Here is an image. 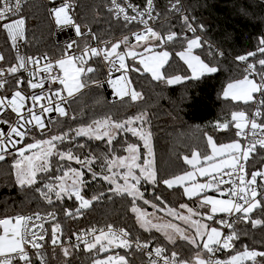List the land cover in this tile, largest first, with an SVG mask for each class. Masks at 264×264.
Here are the masks:
<instances>
[{
  "label": "snow or ice",
  "instance_id": "1",
  "mask_svg": "<svg viewBox=\"0 0 264 264\" xmlns=\"http://www.w3.org/2000/svg\"><path fill=\"white\" fill-rule=\"evenodd\" d=\"M25 3L26 0H0V31L4 32L16 51L14 63L6 67L0 66V125H7V130L0 127V161H4L15 149L19 159H16L13 168L16 182L21 188L37 185L41 174H48L49 182L44 183L42 188L35 189L48 205L73 198L79 202L74 210L62 208L65 217H81L83 210L91 208L94 201L105 198L107 193L130 197V211L135 214L141 229L149 233L153 229L163 233L172 245L179 238L197 251L192 258L184 259L180 253L169 251L162 243H156L153 247L152 240L142 241L140 236L133 237L126 228H117L113 224L100 228L93 226L73 233L76 242L70 243L72 237H65L63 225L58 221L55 211H36L0 217V264H34L33 257L39 264H48L45 244H49L53 252L59 248L66 258L73 254V250H79L82 244L85 251L95 253L91 264H136L131 257L137 252L147 258L143 264H264V250L250 248L247 244H243L242 250L234 251L227 259L216 257L217 252L236 249V242L240 241L242 235L235 227L237 223H250L252 228L264 227V218H253V213L257 210L264 212V165L251 173L247 168L257 149L264 150V122H258V118L264 117V111L261 110L264 108V37L259 38L255 51L235 57L236 61L244 63L245 75L242 79L229 83L223 91L225 99L245 104L255 102L259 105L251 116L243 110L235 111L231 113L229 121L216 122L214 127L217 131H228L233 127L236 139L218 144L206 132L204 135L209 151L203 154L194 151L191 156L183 157L190 170L160 176L155 166L152 132L146 112L120 121L111 117L94 120L86 127L68 129L48 138L37 139L32 133L35 131L43 135L48 128L46 120L54 112L60 117H67L69 112L64 105L88 87L89 83L102 86L99 80L92 79L89 75L97 72V67L89 61L107 63L115 71H122L123 75L116 79L109 77L108 82L121 100L128 97L133 102L144 97L133 86L128 75L130 71L149 73L153 80L169 85L216 73V66L194 54L196 49L205 46L202 37L196 35L198 28L202 30L204 26L193 25L189 16L183 13L181 0H169L168 11L179 15L183 32L173 31L171 27L161 32L149 23L152 21L154 24L160 18L154 0H145L143 9L128 0H124L123 4L121 0H109L107 11L116 20H122L124 27L134 23L143 26L142 31L131 32L135 43L130 44L129 35H123L116 42L101 41L99 46L85 44L79 54L65 52L53 61L46 53L41 57L20 54V42L27 43L26 17L21 15ZM76 6V0H62L59 6H53L49 11L57 25L71 26L78 35H84L82 25L75 19ZM129 10L132 15H129ZM83 27L87 28L86 25ZM187 33H192V37ZM87 34H91V29H87ZM92 38L96 39L94 34ZM178 42H182L184 47L176 55L187 65L190 74L168 76L162 69L170 59V52L156 49ZM122 45L126 50H120ZM138 46L143 51H137ZM67 47L71 49L73 45ZM208 48L209 55H212V46L208 45ZM217 52L220 56L224 55L223 52ZM128 58L135 63L130 66ZM5 60V55L0 52V62ZM21 72L27 74V79L17 75ZM257 76L258 80L255 78ZM82 77H87V80ZM46 84L48 88H45ZM53 84L62 87L53 89ZM6 89L10 95L6 94ZM254 94H259L261 98ZM8 110L15 114L12 121L2 118ZM71 118L75 119L74 116ZM72 133L75 137L86 136L96 140L107 137L106 151L97 155L89 149L82 156L73 149H85L83 144L66 149L58 148V143L64 144L73 138ZM119 133H131L142 141V147L146 150L145 158H141V145L128 142L123 148L127 155H117L113 141ZM30 135L31 143L17 147ZM69 162H75L81 167H66ZM85 170L91 173L93 180L108 182L106 192L100 191L91 198H86L83 194L88 184L84 179ZM57 172L61 174L56 175ZM198 177L205 178L204 182ZM142 182L156 187L162 185L167 190L181 188L189 200H198V208L194 209L187 203H180L178 208L171 207L159 195L155 196L158 203L152 202L145 198V193L141 190ZM210 191L218 193L219 198L208 195ZM137 201L150 205L155 212L149 213ZM182 210H186L187 214ZM156 212L183 221L188 228H182L171 220L159 222L163 217L157 216ZM219 214L224 216L218 219ZM154 220L158 222L154 223ZM224 229L229 230L227 234ZM116 249H124L125 254L115 252ZM102 253L112 254L100 258Z\"/></svg>",
  "mask_w": 264,
  "mask_h": 264
},
{
  "label": "trees",
  "instance_id": "2",
  "mask_svg": "<svg viewBox=\"0 0 264 264\" xmlns=\"http://www.w3.org/2000/svg\"><path fill=\"white\" fill-rule=\"evenodd\" d=\"M134 1L145 3V0ZM154 3L156 10L160 13L155 28L164 32L171 27L173 31L182 32L183 27L179 15L168 11L169 0H154ZM108 4L109 0H76L78 23L82 25L83 30L91 29V32L103 41L119 37L129 30V27H124V22L116 20L107 11ZM182 8L190 14V21L194 26L200 24L204 26L202 30L198 28L196 35L202 37V43L205 46L196 49L195 52L205 62L216 66L218 68L216 73L205 75L200 79L169 85L163 81L153 80L149 73L130 71L133 86L141 91L144 97L135 102L128 97L123 100L119 98L109 101L103 87L89 83V86L81 90L75 98H70L71 114L67 118L56 119L50 132L44 133L43 136L88 126L94 120H102L106 117L120 121L140 112H146L152 132L155 166L160 176H171L188 170L189 165L184 162V156H190L194 151H200L202 154L209 151L204 135L206 132L212 135L218 143H225L236 138L233 127H230L228 131H217L214 126L217 121H229L232 112L241 110L251 112L254 107L253 102L245 104L242 101L225 99L223 91L227 83L245 75L244 63L236 61L235 57L255 51L259 38L264 37V0H182ZM26 18L29 51H47L53 56L61 55L62 49L52 41L53 31L50 17H48V3L37 1L28 4ZM84 25L87 28L83 27ZM208 45L212 46V55H209ZM183 47L184 44L178 42L157 48L170 52V59L163 69L166 75L190 74L187 65L176 55L177 52L183 50ZM121 49L124 47L121 46ZM217 50L223 52L224 55H218ZM128 62L130 66L135 63L131 58H128ZM90 64L97 67L95 74H89L92 79L100 81L107 77L103 63L91 61ZM82 79L87 80V77H82ZM261 110L264 111V108ZM73 116L75 119L71 118ZM258 121L264 122V117L258 118ZM71 135L73 138L64 144H59L58 148L66 149L72 145L83 144L86 146L85 149H73L82 156L89 149L97 155L106 151L107 138L96 140L86 136L75 137L74 133ZM126 142L141 145L143 155L145 151L142 147L143 142L131 133H119L113 141L117 155H126L123 151ZM55 160L54 156L53 162ZM73 164L75 163L69 162L66 167ZM98 164L99 161H97ZM13 165V156H7L4 161H0V217L31 214L36 211L42 213L55 211L58 221L63 225L65 237H73V233L93 226L113 224L116 227L126 228L133 237L140 236L142 241L149 239L155 244L162 243L170 251L175 250L180 253L181 258L184 259L192 258L197 251L179 238H177V243L172 245L161 232L152 230L149 233L141 229L135 219V214L130 211V197L107 193L105 198L94 201L91 208L83 210L81 217L76 219L65 217L62 208L74 210L79 202L73 198L48 205L40 193L35 190L49 182L48 174H41L40 183L37 185L31 188H21L16 182ZM262 165H264V150L258 148L253 159L248 162L247 168L254 171ZM55 174L60 175L61 173ZM84 179L88 181L83 192L87 198H91L100 191L106 192L109 187L107 181L93 180L91 173L87 171ZM142 189L145 190L146 198L157 202L155 196H162L171 207H178L180 203H187L190 206L199 203L196 198L189 200L181 188L167 190L162 185L156 187L142 182ZM211 193L215 192L211 191ZM223 216L224 214H219L217 218ZM253 218H264V212L257 210L253 213ZM235 227L242 233L240 241L236 242V250H242L243 244H247L250 248L264 250V227L252 228L250 223H237ZM224 231L227 233L229 230L224 229ZM44 251L48 264H66V262L67 264H91L95 255V253L85 251L83 245L79 250H73V254L67 258L63 256L59 248L53 252L49 244H45ZM229 252H225L224 255L228 257ZM122 253L125 254V250ZM104 255L108 253H102L100 257ZM33 259L35 261L34 257ZM131 259L135 260L136 264H143L147 258L137 252Z\"/></svg>",
  "mask_w": 264,
  "mask_h": 264
},
{
  "label": "built area",
  "instance_id": "3",
  "mask_svg": "<svg viewBox=\"0 0 264 264\" xmlns=\"http://www.w3.org/2000/svg\"><path fill=\"white\" fill-rule=\"evenodd\" d=\"M37 1H42V2L48 3V17H50L51 24H52V31H53L52 32V41H53V43L55 45H57L58 47H60L62 49V52L63 53L61 55H58V56H53V55H51L47 51H39V52L31 51L30 52L29 51V48L27 46V43H28V39H27V43H25L23 41L20 42V54L26 55V56H37V57H41V56H43L46 53L49 58H51L53 61H55L57 58H59L60 56H62L65 52H69L70 54H79L80 49H82L85 44L91 45V46H99L100 45V42L103 41V40H99L97 38L96 34H94L92 32H91V34H87V31H84V32H82V33H85L84 35H78L76 33L75 29L72 28L71 26H67V25H57L55 23V20H54V18L51 15V13H50L49 10L53 6H59V4L62 2V0H55V3H53V0H26V3L24 4L23 11H22L21 15H23L24 17H26V7L28 6V4H30L32 2H37ZM128 2L132 3L135 6L140 7L141 9H143V7L145 6V3H140L138 1L136 2L134 0H128ZM121 3L123 4L124 3V0H121ZM181 3H182V0H181ZM124 6L126 7L127 5L125 4ZM76 13H77V6H76V10H75V14L74 15H75V19H76V21L78 23V16H76ZM183 13L186 14V15H188L189 18H190V14L186 10L183 9ZM132 14L133 13L131 12V10H129V15H132ZM153 14L155 15V13H153ZM119 21H121L123 23L122 20H119ZM158 21H156L154 24H153L152 21H150L149 23L152 24L155 27L156 26V23ZM27 24H28V21H27V18H26V38H27V33H28L27 32ZM128 27H129V30L126 33H123V35H129V43L130 44H134L135 43V40L131 36V32H133V31H142L143 30V26L142 25H139L137 23H134V24L129 25ZM183 31H184V29H183ZM92 34L95 35L96 39H93L92 38ZM123 35H120L119 37H116L114 39H109L108 41L116 42ZM187 35L189 37H192L193 34L192 33H187ZM105 41H107V40H105ZM70 44L73 45V47L71 49H69L67 47ZM77 45H78V47H77ZM122 47H124V46L122 45ZM120 50L123 51V50H126V49L124 48V49H120ZM137 51H143V49L140 48V49H137ZM0 52H2L5 55V57H6V60L4 62H0V66H5L6 67V66H8V65H10V64H12V63L15 62L16 51H15V49H13L11 47L10 41L6 38L4 32H2V31H0ZM90 62L91 61H89V63ZM127 63L129 64L128 59H127ZM103 66H104L105 73H107V77L104 78V79H102V80H100L101 85H102L101 87L104 88L107 99L109 101H111V100L114 101L116 99H119L120 97L117 96L115 89L108 82L109 77H111V79H116V78L120 77L121 75H123L124 73L122 71H120V72L115 71V69H112L111 66L109 64H107V63H103ZM17 75L23 76V77H25V79H27V74L26 73L21 72V73H18ZM128 75L130 76V73H128ZM255 78L257 80L259 79L258 76L255 77ZM9 79H11V77ZM51 87L53 89H55V88L62 87V86L59 85V84H53V85H51ZM45 88H48V85L47 84L45 85ZM36 91L39 92L40 90H36ZM6 94L10 95V92H8L7 89H6ZM256 96L258 98H261V97H259V94H256ZM253 103H254V109L252 110V112H247L246 110H243V111H246L249 114V116H251L252 113L255 111V107L259 106L255 102H253ZM64 107L68 110L69 115H70L71 112H72L71 111L70 102L68 104H65ZM67 117H60L58 113H55V112L52 113L50 115V118L48 120H46V123L48 124V128L45 130V133L50 132V130L52 128V124L54 123V121L56 119H58V118H67ZM2 118L3 119H8V120L12 121L15 118V114L11 113V111L8 110V112ZM0 127H4L5 130H7V125H0ZM36 134H39V133H36L35 131H33L32 135H36ZM30 136L29 137H26L25 140H24V142H26V140L29 139ZM17 147H19V145ZM12 152L13 153L16 152L15 149H13ZM8 156H11V154L8 155ZM248 171H249V173L252 172L249 169H248ZM258 183H259V181H258ZM225 198H227V197H225ZM104 226H100V227H104ZM46 227H47V225H46ZM100 227H97V228H100ZM117 228H120V227H117ZM79 232H81V231H78L76 233H79ZM225 234H227V233H225ZM75 242H76L75 241V236H73L72 237V240L70 241V243H75ZM81 246H82V244H81ZM154 246H155V243H153V247ZM123 251H124V249H116L115 250V252H118L120 254H122ZM221 253H223V251L217 252L216 253V257L218 259H221V260L227 259V258H223L222 255H221ZM109 254H112V253H108V255Z\"/></svg>",
  "mask_w": 264,
  "mask_h": 264
},
{
  "label": "rangeland",
  "instance_id": "4",
  "mask_svg": "<svg viewBox=\"0 0 264 264\" xmlns=\"http://www.w3.org/2000/svg\"><path fill=\"white\" fill-rule=\"evenodd\" d=\"M81 31L82 32H84L85 30H83L82 28H81ZM139 47V46H138ZM141 47H139V49H140ZM162 50H165V49H161V50H158V49H156V51H162ZM194 53H196V52H194ZM148 53H145V55H147ZM231 82H233V81H231ZM231 82H229V83H231ZM229 83H227V85L229 84ZM256 95V94H255ZM253 109H254V107H253ZM252 109V110H253ZM252 110H251V112H252ZM83 127H86V126H83ZM79 128V127H78ZM49 136H51L50 134L49 135H40V136H35L37 139H42V138H48ZM105 138H107V137H105ZM32 142V138H31V136H30V138L29 139H27L26 140V142H24L23 144H20L19 145V147H23V145L24 144H27V143H31ZM58 145H59V143H58ZM152 146H153V143H152ZM145 153H146V150L143 152V155H142V153H141V158L143 159V158H145ZM28 153H26V155H27ZM126 155H127V153H126ZM13 156V161H14V163H15V161H16V159H19V156L16 154V152H12V154H11V156L10 157H12ZM75 163V162H74ZM78 164H73V165H71L70 167H74V168H80L81 166L80 165H78ZM85 172H86V170H85ZM121 183H122V181H121ZM141 190L142 191H144V193H145V190H143L142 188H141ZM208 194H210V193H208ZM146 198V197H145ZM225 198V197H224ZM146 199H148V198H146ZM150 200V199H149ZM150 201H152V200H150ZM153 202V201H152ZM137 203L142 207V208H145L149 213H152V212H155V210L150 206V205H143V203H142V201H137ZM157 203V202H156ZM190 206V205H189ZM195 206V207H194ZM190 207H193L194 209H196V208H198V203L196 204V205H192V206H190ZM176 208H178V207H176ZM200 211H206V209H199ZM182 211H185V214H187L186 213V210H182ZM156 215L157 216H161V217H163V220L162 221H159V222H167V221H169V220H171L173 223H176V224H178V225H180V227H182V228H188V225H185L184 224V222L183 221H180V220H175V219H173L172 217H170V216H167L165 213H160V212H156ZM154 223L155 222H158V221H153ZM213 226H216V225H213ZM153 230H155V229H153ZM189 231L191 232L192 230L191 229H189ZM163 234V233H162ZM238 249V248H237ZM240 249V248H239ZM236 249H234V250H232L231 252H234ZM225 252H229V251H223V254L221 253V255H222V257L223 258H228L227 256H225L224 255V253ZM226 254V253H225ZM232 254V253H231ZM230 254V252H229V255L228 256H230L231 255ZM122 255H123V253H122ZM107 256V255H106ZM103 257H105V255L104 256H101L100 258H103Z\"/></svg>",
  "mask_w": 264,
  "mask_h": 264
},
{
  "label": "crops",
  "instance_id": "5",
  "mask_svg": "<svg viewBox=\"0 0 264 264\" xmlns=\"http://www.w3.org/2000/svg\"><path fill=\"white\" fill-rule=\"evenodd\" d=\"M137 49H139V47L137 48ZM136 49V50H137ZM194 54H196V55H198L197 53H194ZM162 71H163V69H162ZM243 77H241V78H239V79H242ZM234 81H236V80H234ZM233 81V82H234ZM226 87H227V85H226ZM226 87H225V89H226ZM255 95V94H254ZM234 139H236V138H234ZM233 140V139H232ZM232 140H228V141H226V142H230V141H232ZM225 142V143H226ZM242 143H245L243 140L241 141ZM218 143V142H217ZM219 144V143H218ZM191 156V155H190ZM188 170H190V166H189V169ZM198 179L201 181V182H204V179L205 178H199L198 177ZM208 193H210V194H208V195H213V196H217L218 198H219V194L218 193H211V191L210 192H208Z\"/></svg>",
  "mask_w": 264,
  "mask_h": 264
},
{
  "label": "water",
  "instance_id": "6",
  "mask_svg": "<svg viewBox=\"0 0 264 264\" xmlns=\"http://www.w3.org/2000/svg\"><path fill=\"white\" fill-rule=\"evenodd\" d=\"M38 263V261H34V264H37Z\"/></svg>",
  "mask_w": 264,
  "mask_h": 264
}]
</instances>
